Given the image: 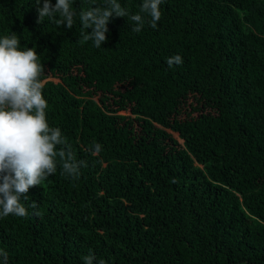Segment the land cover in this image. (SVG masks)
<instances>
[{
    "label": "trees",
    "instance_id": "trees-1",
    "mask_svg": "<svg viewBox=\"0 0 264 264\" xmlns=\"http://www.w3.org/2000/svg\"><path fill=\"white\" fill-rule=\"evenodd\" d=\"M15 1L0 37L35 48L47 122L87 166L72 179L58 163L26 217L0 218L9 264H264V0H164L156 29L111 18L100 48L78 14L37 23L35 0ZM118 2L130 16L142 0ZM166 46L210 83L169 68Z\"/></svg>",
    "mask_w": 264,
    "mask_h": 264
},
{
    "label": "clouds",
    "instance_id": "clouds-1",
    "mask_svg": "<svg viewBox=\"0 0 264 264\" xmlns=\"http://www.w3.org/2000/svg\"><path fill=\"white\" fill-rule=\"evenodd\" d=\"M74 0H35L37 23L44 20L72 29L74 18L79 15L82 43L92 41L100 48L106 42L107 25L111 18L129 17L139 33L145 25V16L150 17L148 25L156 29L161 19L160 6L164 0H142L139 12L129 16L128 9L118 0H105L102 6L92 5L88 10L77 11L72 7ZM57 14L58 17L57 18ZM143 14V15H142ZM91 29V31H87ZM169 68L181 65L179 54L166 59ZM43 66L35 48L21 47L16 33L0 37V218L9 215L26 217L28 211L21 198H28L29 189L40 185L61 168V175L77 179L80 169L87 166L84 160H77L59 127H50L46 119L47 101L43 97L44 81L40 76ZM102 146L92 147L98 155ZM58 158V159H57ZM32 208L37 204L32 202ZM39 216V211L33 213ZM106 264L96 261L93 254L83 257V264ZM0 264H9L7 252L0 249Z\"/></svg>",
    "mask_w": 264,
    "mask_h": 264
},
{
    "label": "rangeland",
    "instance_id": "rangeland-1",
    "mask_svg": "<svg viewBox=\"0 0 264 264\" xmlns=\"http://www.w3.org/2000/svg\"><path fill=\"white\" fill-rule=\"evenodd\" d=\"M13 3H16L15 0H11V1H7L4 3L0 4V11L2 10H7L10 6H12ZM163 55H165L166 57H171V55L174 53L175 47L174 46H166L163 48ZM182 58L185 59L187 57L186 54H181ZM182 67V69L184 70V72L186 73V76L188 77L189 80L195 81V83H197V81H199V84H204V85H208L210 82L209 80L206 78L205 74L194 64H192V62L190 64L188 63H182L180 65ZM163 109H159L157 113H155L156 116H159L163 113ZM154 118V115H153ZM155 120V118H154ZM156 125H158L156 122ZM175 136H177L176 133H174Z\"/></svg>",
    "mask_w": 264,
    "mask_h": 264
}]
</instances>
